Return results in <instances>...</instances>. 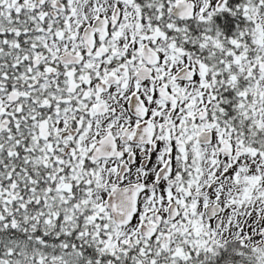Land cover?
Wrapping results in <instances>:
<instances>
[{
	"label": "snow or ice",
	"instance_id": "1",
	"mask_svg": "<svg viewBox=\"0 0 264 264\" xmlns=\"http://www.w3.org/2000/svg\"><path fill=\"white\" fill-rule=\"evenodd\" d=\"M0 264H264V0H0Z\"/></svg>",
	"mask_w": 264,
	"mask_h": 264
}]
</instances>
